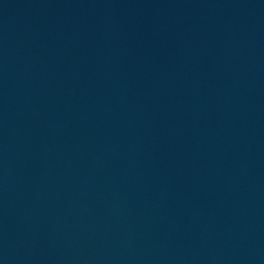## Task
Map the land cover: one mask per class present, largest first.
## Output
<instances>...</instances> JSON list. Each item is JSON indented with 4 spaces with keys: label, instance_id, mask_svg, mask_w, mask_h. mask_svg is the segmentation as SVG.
<instances>
[{
    "label": "water",
    "instance_id": "95a60500",
    "mask_svg": "<svg viewBox=\"0 0 264 264\" xmlns=\"http://www.w3.org/2000/svg\"><path fill=\"white\" fill-rule=\"evenodd\" d=\"M0 264H264V0H0Z\"/></svg>",
    "mask_w": 264,
    "mask_h": 264
}]
</instances>
